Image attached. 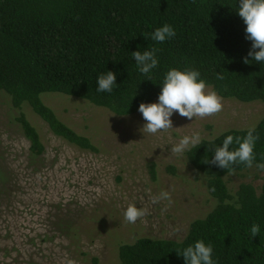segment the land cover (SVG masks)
Returning a JSON list of instances; mask_svg holds the SVG:
<instances>
[{"label":"trees","instance_id":"1","mask_svg":"<svg viewBox=\"0 0 264 264\" xmlns=\"http://www.w3.org/2000/svg\"><path fill=\"white\" fill-rule=\"evenodd\" d=\"M237 4L238 0H0V92L10 96L15 108L29 105L55 136L93 153L100 149L65 124L45 103V94L75 97L129 116L139 113L141 103L157 101L164 75L177 68L198 70L221 98L264 103V67L244 63L251 42L235 11ZM164 24L171 25L176 36L154 41L153 32ZM137 50H155L159 65L150 80L137 70L132 56ZM108 70L117 74L118 86L111 93L98 92L97 78ZM17 121L31 155H43L46 149L38 129L24 113ZM248 129L203 139L187 152L190 164L207 177L217 206L193 221L181 241L142 237L122 244L117 264H184L178 250L201 239L213 245L217 264H264V184L258 191L244 183L233 194L225 177L248 168L235 165L228 171L208 164L228 135L242 138ZM255 129L256 163H264V118ZM154 166L150 165L155 179ZM253 223L261 226L254 239L249 231Z\"/></svg>","mask_w":264,"mask_h":264},{"label":"rangeland","instance_id":"2","mask_svg":"<svg viewBox=\"0 0 264 264\" xmlns=\"http://www.w3.org/2000/svg\"><path fill=\"white\" fill-rule=\"evenodd\" d=\"M43 99L100 152L55 136L29 105L15 108L0 92V264H117L124 243L142 237L183 240L191 223L207 216L217 200L207 177L188 160L191 147L183 154L172 153V147L186 136L214 139L230 129L255 127L264 118L263 102L222 98L219 113L192 120L176 113L172 128L143 135L141 113L118 116L57 93ZM21 113L45 145L36 159L17 121ZM225 181L233 194L244 183L260 191L264 170L248 168ZM130 204L146 210L134 224L124 218Z\"/></svg>","mask_w":264,"mask_h":264},{"label":"clouds","instance_id":"3","mask_svg":"<svg viewBox=\"0 0 264 264\" xmlns=\"http://www.w3.org/2000/svg\"><path fill=\"white\" fill-rule=\"evenodd\" d=\"M237 15L246 25V39L251 42V50L244 59L245 64L256 63L264 67V0H238ZM176 36V31L171 25L164 24L152 34L154 41L163 43ZM137 70L142 76L149 77L157 69L159 60L153 51L139 50L132 52ZM250 57V59H249ZM218 78H221L218 76ZM97 91L111 93L117 84V74L107 71L97 78ZM209 85L198 70H179L172 68L163 78L157 102L141 103L138 111L145 121L140 129L141 133L156 134L173 127L172 117L178 113L182 117L192 120L194 117L205 118L219 113L223 108L222 98L210 90ZM199 134L194 137H183L177 145L172 147L174 154H183L187 149L200 142ZM259 135L255 127L249 128L244 137L228 135L222 143L214 149V154L208 164L221 169L233 171L235 165H244L247 168L255 166L264 170V163H256L255 148ZM236 147H233V145ZM167 199L168 193H161ZM159 199V198H158ZM154 202H156L154 200ZM146 210L130 204L124 211V218L128 223H136L145 216ZM250 235L254 239L259 236L261 226L253 223ZM213 245L203 239L194 244L178 250L177 254L183 258L184 264H217L213 258Z\"/></svg>","mask_w":264,"mask_h":264}]
</instances>
